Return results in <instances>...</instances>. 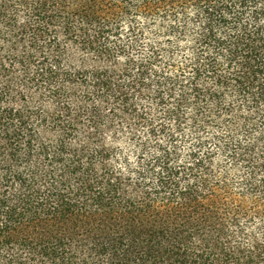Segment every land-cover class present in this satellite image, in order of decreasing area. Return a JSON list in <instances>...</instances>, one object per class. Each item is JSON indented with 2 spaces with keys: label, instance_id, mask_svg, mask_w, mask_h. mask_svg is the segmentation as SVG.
I'll return each mask as SVG.
<instances>
[{
  "label": "trees",
  "instance_id": "1",
  "mask_svg": "<svg viewBox=\"0 0 264 264\" xmlns=\"http://www.w3.org/2000/svg\"><path fill=\"white\" fill-rule=\"evenodd\" d=\"M47 220L105 264H264V0H0V223L77 264Z\"/></svg>",
  "mask_w": 264,
  "mask_h": 264
},
{
  "label": "rangeland",
  "instance_id": "2",
  "mask_svg": "<svg viewBox=\"0 0 264 264\" xmlns=\"http://www.w3.org/2000/svg\"><path fill=\"white\" fill-rule=\"evenodd\" d=\"M132 159V157H130ZM131 161V160H130ZM35 172L38 176V185H42V177L48 176L49 174H53L54 178L59 180H63L61 178L62 174L58 172H53L50 169H44L39 165H35ZM115 183H118L117 180H114ZM119 196L125 197L127 195L135 194L133 189H126L124 186L119 189ZM88 194V190L82 186H78L74 188V190L69 193H65L64 197L66 199H72L76 201H80L81 204L87 206L86 208H81L79 212V216L81 219H88L91 208H89L90 203L85 200L84 195ZM63 199V198H62ZM62 199L53 200L55 205L62 207ZM108 202L110 200V194L107 193V202H105L107 209H111ZM44 210V209H43ZM102 210V209H101ZM103 211V210H102ZM21 212V211H20ZM104 212V211H103ZM48 222V223H47ZM44 226L46 229L53 233L52 237L49 239V242L57 241L59 238H64L67 245H70L72 248L71 253L72 256L75 257L74 262L77 264H105V258L100 256L98 250L100 246L104 243L108 242V238L104 234H96L95 230H92L90 234H87L84 229L81 227L78 229V233L76 236H69L67 227L65 226V222L61 220L48 221ZM27 221H21L20 223H15L10 227H4V224L0 223V253L2 257L9 260L8 263H12L13 259H21L25 262V264H40V259L37 255L31 250H27L20 246L25 241H32L34 243L38 242L43 238L41 235V229H32L27 225ZM102 224V222H101ZM12 239L13 243L9 240ZM3 264L5 262H2Z\"/></svg>",
  "mask_w": 264,
  "mask_h": 264
}]
</instances>
